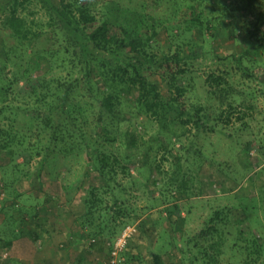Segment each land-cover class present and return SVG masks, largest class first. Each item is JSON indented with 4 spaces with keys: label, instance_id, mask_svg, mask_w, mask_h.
<instances>
[{
    "label": "rangeland",
    "instance_id": "1",
    "mask_svg": "<svg viewBox=\"0 0 264 264\" xmlns=\"http://www.w3.org/2000/svg\"><path fill=\"white\" fill-rule=\"evenodd\" d=\"M135 1L118 0L124 5ZM194 1L193 15L181 16L176 34L164 19L179 14V1L139 0L146 9L144 20L153 24L141 39L157 54L177 47L183 50L180 55L191 54L150 69V74L165 98L168 82L180 83L184 92L173 87L178 103L189 111L204 106L214 122H205L206 129L197 132L192 121L182 126L166 119L161 124L124 105L117 141L104 149L119 159L109 162L111 179L100 177L82 150L43 167L37 155L26 165L14 164L22 161L19 157L0 167V173L15 177L11 195L0 190V264H110L111 246L127 225L134 231L116 264H153L152 253L160 254L162 264H237V242L231 247L237 230L259 234L264 246V45L247 42L252 16L239 7L243 0ZM20 15L34 23L45 18L34 3ZM251 45L254 49L245 54ZM230 55L241 56L243 63L227 59ZM212 75L223 78L220 88L229 92L225 100H235V109L220 108L219 121L214 119L216 100L224 91L217 90ZM5 200L31 215L37 212L48 234L42 235L43 229L28 218L22 234L12 238L13 226L5 217L20 213L2 209ZM85 201L93 205L87 215ZM215 212L224 221H211Z\"/></svg>",
    "mask_w": 264,
    "mask_h": 264
},
{
    "label": "trees",
    "instance_id": "2",
    "mask_svg": "<svg viewBox=\"0 0 264 264\" xmlns=\"http://www.w3.org/2000/svg\"><path fill=\"white\" fill-rule=\"evenodd\" d=\"M178 1L179 14L172 12L164 19L168 27L176 29V34L182 24L181 16L193 15L194 4L190 1L195 3L194 0H175V4ZM33 3L45 17L38 23L20 15ZM262 6L264 0H243L239 6L252 16V29L247 32L250 44L256 41L264 45ZM145 10L139 0L127 5L118 0H0L1 168L8 167L19 157L22 161L14 164L26 165L36 155L40 156L39 164L43 167L55 157L65 160L72 151L82 150L87 163L93 165L98 175L111 179L110 172L114 174V170L107 167L111 160L119 162V159L116 155L109 156L104 149L117 141L120 122L126 114L124 105L161 124L166 119L179 121L182 126L192 121L197 132L203 131L205 122H214L204 106L193 105V110L189 111L184 103H178L173 87L184 92L180 83L169 81L168 98L162 94L159 81L152 77L150 69L163 68L165 63H178L192 56L180 55L183 50L179 47L172 53L170 49L159 54L150 51L151 44L141 39L144 30L153 25L144 20ZM191 22L190 18V25ZM228 32L232 39L231 27ZM41 39L45 40V46L40 47ZM253 49V45L247 46L244 53L248 54L249 50L251 53ZM226 58L243 63L241 56ZM210 77L218 86L217 90L224 91L216 100L219 112L214 119L219 121L224 113L220 108L235 109V100H225L229 92L220 88L223 78ZM183 116L187 118L182 120ZM14 181L15 177L13 180L6 171L1 172L2 193L11 195L10 185ZM18 198L15 194L12 199ZM117 202L115 200V204ZM84 203V214L92 213L93 205ZM2 209H16L20 213L18 217H5L13 226L12 238L22 234L28 218L43 229L42 235L48 234V230L41 227L37 212L31 215L11 200L9 204L5 200ZM219 219L224 221L225 218L215 212L211 221ZM257 235L237 230L231 246L233 249L235 242L238 244L234 254L237 264H264V259L259 260L264 251L263 237ZM151 259L153 264H162L158 253H152Z\"/></svg>",
    "mask_w": 264,
    "mask_h": 264
},
{
    "label": "built area",
    "instance_id": "3",
    "mask_svg": "<svg viewBox=\"0 0 264 264\" xmlns=\"http://www.w3.org/2000/svg\"><path fill=\"white\" fill-rule=\"evenodd\" d=\"M133 231V226L127 225L123 228L122 232L115 238L113 245L110 249V264H116L119 255L122 253V250L126 245L127 239L130 237Z\"/></svg>",
    "mask_w": 264,
    "mask_h": 264
}]
</instances>
